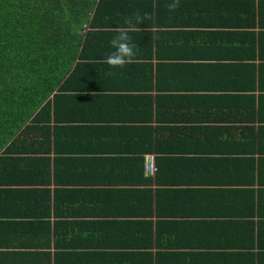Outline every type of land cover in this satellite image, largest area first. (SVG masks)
Segmentation results:
<instances>
[{
    "label": "trees",
    "instance_id": "1",
    "mask_svg": "<svg viewBox=\"0 0 264 264\" xmlns=\"http://www.w3.org/2000/svg\"><path fill=\"white\" fill-rule=\"evenodd\" d=\"M125 2L0 0V201L24 195L8 191L10 188H25L30 190L34 202L45 203L43 208L36 205L29 209V213H21V210L9 206L0 207V216L20 219L26 217L30 219L28 221L58 216L49 187L71 183L58 175L59 166L71 164L69 161L75 157L89 155L99 166L127 168L130 174L127 182L129 186L123 188L127 189L125 192L130 200H135L139 206L131 208L124 219L130 221L137 232H146L142 240L133 238L127 243L131 251H137L135 253L141 256L138 258L144 263L157 264L159 259L156 257L153 262L152 253L146 251L161 246L154 234L155 220L152 219H160L165 215L168 217L156 207L154 189L160 190L169 183L171 185L167 186L168 189H200L186 191L191 196L203 192L200 185L226 189L218 192L220 195L217 197L231 210L226 213L200 212V222L195 224L205 225L208 229L210 226L216 230H233L240 234L238 242H227V245L202 246L181 239L174 247L178 252L170 257L171 261L174 259L178 262L180 258L184 264H188L187 261L193 263L202 258L211 264H220L221 256L227 258L222 253L225 249L252 251L258 248L260 242L257 232L264 221V209L258 208L260 192L264 189L259 172L264 167V6L257 18L261 32L259 30L254 33L257 26L254 4L250 1L242 2L240 17L244 30L240 33V43L236 48L239 50L236 64H214L207 66L206 70L212 80L208 89L236 91L230 98L222 97L230 101L226 104L229 112L221 114L232 120L236 112L235 119L242 123V136L238 149L228 152L233 155L232 158L215 163L217 167L221 166L218 163L224 161L230 164L226 165L231 173L228 180L201 176L184 179L186 176H182V181L168 179L166 182L162 178H165L163 175L169 170L178 169L177 167L183 169L192 160L213 165L215 160L209 157H216L223 150L219 149L221 146L184 145V141L172 144L170 139L161 141L159 138L163 131H167L168 137L173 132H181L174 131L177 128L166 126L170 123L199 122L200 118L188 120L183 114L173 115L169 110H161L164 100L154 94L169 88L163 87L158 71L154 72V45L150 33L146 35L138 30L130 32L138 45V51L123 68H110L105 63L112 49L110 44L97 43L104 33L96 30L102 31L108 26L102 15L106 4ZM135 2L140 4L139 0L132 3ZM147 3L149 10L153 12L150 8L153 3ZM224 76L227 79H217ZM112 89L127 91L125 93L128 94H92L99 93L94 92L97 90ZM114 99L118 105L122 103L123 107L128 106L127 109L120 111L110 107L111 110H107L97 106L98 103L103 104L109 100L108 104L114 105ZM233 105L239 107L235 108V112L232 111ZM216 116H220L218 111L211 112L207 114L206 120H216ZM112 123L123 127L109 130L95 126ZM107 131L112 136L116 134L126 140L115 138L111 143L99 139L101 132ZM182 133L186 135V132ZM106 155L111 156L107 158ZM147 155L154 157L156 171L152 176L145 173L144 161ZM197 155L198 158H195ZM234 168L236 175L233 174ZM100 183L110 182L99 181ZM229 188L231 189L228 191ZM179 191L181 190L174 193ZM186 192H182L184 198L180 199L183 201L188 200ZM236 204L238 208L235 210L233 206ZM157 227L159 230L160 224ZM195 228L202 229V226ZM171 243V239L166 242L167 245ZM183 249L202 251L204 255L192 252L189 256H182Z\"/></svg>",
    "mask_w": 264,
    "mask_h": 264
},
{
    "label": "crops",
    "instance_id": "2",
    "mask_svg": "<svg viewBox=\"0 0 264 264\" xmlns=\"http://www.w3.org/2000/svg\"><path fill=\"white\" fill-rule=\"evenodd\" d=\"M123 1H126L125 4L117 3L114 4L115 6L106 4L102 15L108 26L102 31L96 30V32L104 33L97 43L99 45L109 44L110 39L116 34V29L123 25L125 17L137 12L150 14V20L141 23L130 32L138 30L139 33L152 35L154 72L158 71L163 87L169 88L154 96L164 100L162 111L169 110L173 115L183 114V117L188 120L200 118L199 122L187 121V123L178 122L166 125L172 129L177 128L174 131L181 132H173L168 137L167 131H163L159 135L161 141L170 139L169 142L172 144H181L184 141V145L215 146V148L221 146L219 149L223 150L219 153L220 155L209 157L215 160L213 165L216 167L205 161L199 163L198 160H192L183 169L177 167L178 169L169 170L163 175L165 178L162 180L182 181V176H186L184 179L201 176V178L207 177L214 180L222 178L227 181L231 173L226 165L230 164L224 161L218 163L221 166L217 167L215 163L232 158L233 155L228 152L238 149L242 136V123L235 119V108L239 109V107L232 106L234 108L232 111L235 112L232 120L221 114L229 112L226 104L228 105L227 101H230L222 97L230 98L235 95L236 91L208 89L212 80L206 70H208L207 66L214 64H236V57L239 56V50L236 48L240 43V33L244 30L242 17H240L242 2L250 1L254 4L257 26L252 30L256 33L260 30L257 18L259 11L262 12L264 0H181L179 9L174 13H170L165 7L168 0H139L140 4L132 3L135 0ZM147 2L153 3L150 4L153 12L149 10ZM217 79L227 78L224 76ZM94 92L99 93L92 94L101 96H114L118 95V92H122L121 95L128 94L125 93L127 91L116 89ZM109 101L103 104L98 103L97 106L107 108V110L112 107L120 111H125L128 107H123L122 103L118 105L115 99L112 100L114 105H109ZM216 111L220 114L216 116V120H206L207 114ZM95 126L109 130L123 127L116 123ZM254 127L258 128V125ZM182 131L186 132V135H183ZM101 133L99 139L111 143L115 138L121 141L126 140L116 134L110 135L109 131ZM109 156L111 155H106L107 158H110ZM195 158H198V155ZM69 162L71 164L64 163L59 166L58 175H62L64 181L71 183L49 187L58 216H51L40 221H28L30 219L23 216L21 219L0 216V264H148L139 259L138 257L141 256L135 253L137 251H131L127 243L133 238L142 240V236L146 233L137 232V228L124 219L131 208L135 209L139 206L135 200H130L125 192L127 189L123 188V186H129L127 182L130 174L127 168L112 165L99 166L98 162L89 155L75 157ZM259 172L264 183V167ZM233 174H237L235 168ZM99 181L110 183L99 184ZM170 185V183L163 185L160 190L154 189L156 207L160 213L167 214L168 217L165 215L160 219L156 217L152 219L155 220L154 234L161 245L158 248L153 247L146 250L152 253L153 262L158 257L157 264H184L185 262H182L180 258L178 262L174 259L170 260V257L178 252L174 247L181 239L202 246L227 245L239 241L240 234L233 230L225 231L222 228L216 230L210 226L208 229L205 225H200L202 229L195 228V226L200 228L198 224H195L200 222L198 213L206 211L226 213L227 210H231L223 205V200L217 197L220 195L217 194L218 192H224L226 189L200 185L203 192L191 196L186 191H197L198 189H168L167 186ZM169 190L181 191L176 194ZM8 191L22 193L26 196L17 195L14 199L1 200L0 207L9 206V208L21 210V213H27L36 205L38 208L45 206L43 202L42 204L34 202L28 189L10 188ZM206 191L209 193H205ZM182 192H186L187 201L181 200L184 198ZM259 199L258 208L264 209V189L260 192ZM233 207L236 210L238 204ZM22 219L24 220L21 221ZM41 222H43L42 226ZM159 224L160 228L157 230ZM257 234L260 242L259 249L257 247L252 251L225 249L222 253L226 254L227 258L221 256L220 264H246L247 262L264 264V221L261 222ZM169 239L173 243L167 245L166 242ZM192 252L194 251L183 249L182 256ZM194 253L204 255L202 251ZM187 262L188 264H211L202 258L193 263Z\"/></svg>",
    "mask_w": 264,
    "mask_h": 264
},
{
    "label": "clouds",
    "instance_id": "3",
    "mask_svg": "<svg viewBox=\"0 0 264 264\" xmlns=\"http://www.w3.org/2000/svg\"><path fill=\"white\" fill-rule=\"evenodd\" d=\"M180 2L181 0H168L165 7L170 13H174L179 9ZM150 19V14L138 12L124 18L123 25L116 29V34L109 42L112 51L108 53L106 63L110 68H123L137 55L138 45L133 41L130 30Z\"/></svg>",
    "mask_w": 264,
    "mask_h": 264
},
{
    "label": "built area",
    "instance_id": "4",
    "mask_svg": "<svg viewBox=\"0 0 264 264\" xmlns=\"http://www.w3.org/2000/svg\"><path fill=\"white\" fill-rule=\"evenodd\" d=\"M156 171L153 155H147L145 157V173L152 176Z\"/></svg>",
    "mask_w": 264,
    "mask_h": 264
}]
</instances>
